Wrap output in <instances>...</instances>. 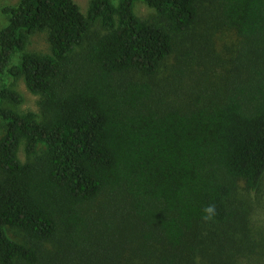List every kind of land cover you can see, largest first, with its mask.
<instances>
[{"label": "trees", "instance_id": "trees-1", "mask_svg": "<svg viewBox=\"0 0 264 264\" xmlns=\"http://www.w3.org/2000/svg\"><path fill=\"white\" fill-rule=\"evenodd\" d=\"M137 2L155 19L138 16ZM1 10L0 101L22 100L13 77L41 97L40 115L0 106V264H121L130 243L142 264H191L197 226H230L239 181L255 189L264 173V0H89L85 13L74 0H19ZM213 20L243 42L184 105L131 75L153 77ZM94 23L102 30L90 36ZM35 32L49 51L12 62ZM54 241L65 250L43 255Z\"/></svg>", "mask_w": 264, "mask_h": 264}, {"label": "rangeland", "instance_id": "rangeland-1", "mask_svg": "<svg viewBox=\"0 0 264 264\" xmlns=\"http://www.w3.org/2000/svg\"><path fill=\"white\" fill-rule=\"evenodd\" d=\"M18 1L0 0V29L8 21V15L2 12V7L15 5ZM74 1L85 13L89 0ZM135 12L148 21L156 17L155 10L144 2L135 4ZM101 30L99 24L94 23L89 35L93 36ZM242 42L243 39L235 30L218 26L214 20L207 29L199 22L185 34L184 42L175 53L164 60L157 74L153 77L140 73L131 75L140 80H149L165 99L184 105L190 99L187 95L190 90L193 91L192 94L198 93L202 82L210 87L213 85L212 81H217V75L224 73ZM48 51L46 32H35L31 34L25 48L12 57V62L17 63L24 52ZM10 85L21 95L22 100L14 102L3 99L0 106L11 107L18 112L32 110L40 115V94L29 91L22 77L11 78ZM4 130L5 121L0 118V136ZM18 157L21 160L25 159L22 145L19 147ZM232 207L236 211V219L230 226L205 222L197 226L195 237L198 242L191 264H264V173L255 189H250L239 181L232 194ZM226 229L231 239L221 244V238L225 239L222 234H225ZM9 234L17 241L26 242L22 233L16 229L9 228ZM138 242L136 240L134 243ZM133 245L130 243L125 246L121 264H142L146 261L143 252L129 248ZM44 247L43 255L58 254L65 250L62 241L44 243ZM50 257L44 256L40 264L49 263Z\"/></svg>", "mask_w": 264, "mask_h": 264}, {"label": "clouds", "instance_id": "clouds-1", "mask_svg": "<svg viewBox=\"0 0 264 264\" xmlns=\"http://www.w3.org/2000/svg\"><path fill=\"white\" fill-rule=\"evenodd\" d=\"M204 219L205 220H210L212 217L216 214V209L214 204H210L207 207L204 208Z\"/></svg>", "mask_w": 264, "mask_h": 264}]
</instances>
